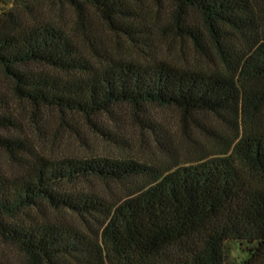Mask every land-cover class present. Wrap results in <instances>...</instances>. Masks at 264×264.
I'll use <instances>...</instances> for the list:
<instances>
[{
	"label": "trees",
	"instance_id": "1",
	"mask_svg": "<svg viewBox=\"0 0 264 264\" xmlns=\"http://www.w3.org/2000/svg\"><path fill=\"white\" fill-rule=\"evenodd\" d=\"M151 1L161 22L142 0H0V264L10 249L20 264H264V0ZM102 27L148 51L154 34L185 39L216 63L118 57ZM150 104L213 149L172 164L42 151L46 112L116 140L101 116L123 106L168 155Z\"/></svg>",
	"mask_w": 264,
	"mask_h": 264
},
{
	"label": "rangeland",
	"instance_id": "2",
	"mask_svg": "<svg viewBox=\"0 0 264 264\" xmlns=\"http://www.w3.org/2000/svg\"><path fill=\"white\" fill-rule=\"evenodd\" d=\"M148 6V15L152 19L158 18L162 21L167 13L165 1L161 6L156 7L151 0H142ZM166 12V13H165ZM67 17L68 15L65 14ZM101 41L109 49V51L118 57L134 58L137 60H148L150 57L164 58L169 62L185 65L206 67L213 66L215 59L203 57L199 55L190 45V43L181 38L163 37L157 34L152 35L151 50H147L143 46H135L127 39L117 36L105 28L100 30ZM150 119H157L161 124L168 138L170 153L166 155L161 153L150 140L147 131L141 130L127 119H131L129 111L126 107L117 106L101 116L102 119H117L116 124H111V129L117 132V139H109L87 129L81 121V117L75 116L61 119H74L75 128H70L64 123L57 125L54 119H60L55 111H48L45 118L48 119L46 127L47 134L42 140V151L51 155H73V156H90V155H113L122 156L130 155L137 159H144L158 163L172 164L191 161L200 156L205 151H210V140L204 136L201 131L187 129L182 127L181 119L178 111L171 106L148 105L146 110ZM198 119L215 127L222 135L229 130L228 127L217 121L214 116L198 115ZM92 186L96 189H103L104 184L100 181H93ZM228 258L241 256L236 248V244L227 242ZM8 255H12L13 264H20V256L8 250Z\"/></svg>",
	"mask_w": 264,
	"mask_h": 264
}]
</instances>
